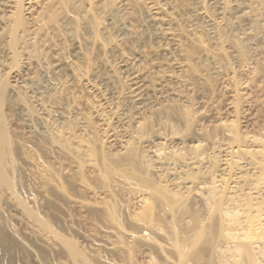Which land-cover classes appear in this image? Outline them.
I'll list each match as a JSON object with an SVG mask.
<instances>
[{"label":"rangeland","instance_id":"rangeland-1","mask_svg":"<svg viewBox=\"0 0 264 264\" xmlns=\"http://www.w3.org/2000/svg\"><path fill=\"white\" fill-rule=\"evenodd\" d=\"M0 119V264H264V0H0Z\"/></svg>","mask_w":264,"mask_h":264},{"label":"bare ground","instance_id":"bare-ground-1","mask_svg":"<svg viewBox=\"0 0 264 264\" xmlns=\"http://www.w3.org/2000/svg\"><path fill=\"white\" fill-rule=\"evenodd\" d=\"M153 10H154L153 8H152V10H150V14L147 17L148 20H146V22H148V23H150L152 25L155 23V20H154V17H153ZM148 26H150V25H148ZM119 27H117V26H116V28L112 27L111 28L112 31L110 30V33L108 35L112 39L111 41L114 44H116L118 40L122 41V38H120L121 36L119 34V32H120ZM122 29H123V27H122ZM146 29H147V27H146ZM107 47H108L107 49H110L111 51H113V50H115L116 46H113L112 44H109ZM155 50H156V48H155ZM106 66L108 68L109 73L113 74L114 77H118V75L120 77H121V75H122V77H124V89L122 91L120 90L121 93L118 91V93H120L118 95V99H119V97L122 98V99H126V101L133 107L134 106L136 107V105H141L146 100V97L152 91L151 87H153V86L149 85V83H150L149 79L147 80L146 74L143 71L140 70L139 66L138 67L136 66V62L135 61L126 62V61H123V59H122V60H120V61H118V62L113 64V61L111 62V59H109L107 61ZM167 78L168 77H166V76H164V77L162 76L163 81H165L164 79L167 80ZM161 85H163V82H159L158 83V86H161ZM105 86L107 87V85H105ZM153 88H159V87H155L154 86ZM94 89L96 91L95 92L96 93L95 97L97 98V102L98 103H102V104H106L107 106H110L111 102L116 99L115 90H112V88H103V87L100 88V86H97V88H94ZM116 96H117V94H116ZM3 129L4 128H2V126H1V119H0V182L3 185H6L8 187H12L11 182H10V180H9V178H8L4 168H3V164H4L5 159H9V158H7L8 155H9L8 152H7V151H9L8 147H7L8 146V138H7V135L4 133ZM10 190H12V189L10 188ZM45 227H47V226H45ZM72 251L74 252L73 249H72Z\"/></svg>","mask_w":264,"mask_h":264}]
</instances>
